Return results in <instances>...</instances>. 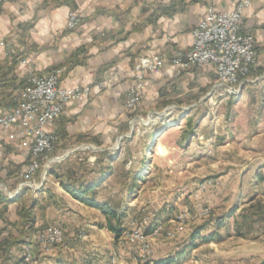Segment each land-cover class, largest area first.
Here are the masks:
<instances>
[{
  "label": "crops",
  "instance_id": "obj_1",
  "mask_svg": "<svg viewBox=\"0 0 264 264\" xmlns=\"http://www.w3.org/2000/svg\"><path fill=\"white\" fill-rule=\"evenodd\" d=\"M234 1L10 0L0 12V111L13 106V96L25 88L28 72L43 76L63 69V87H89V93L66 104L63 113L49 126V132L59 153L98 147L101 156L87 159L91 166L100 159L98 170L107 172L101 190L117 175L127 156V148L122 146L121 150L118 145L130 140L128 135L120 142L121 136L131 131L125 105L135 83L136 64L142 57H161L167 65L158 74L147 76L144 96L135 115L157 120L152 133H147L151 136L160 132L156 142L163 144V153L159 148L156 160H176L180 148L202 128L198 123L200 108L197 105L187 108L184 101L192 102L202 92L211 91L216 73L208 66L181 69L173 64V59L178 52L192 47V31L209 9L228 10ZM71 14L79 15L81 22L75 29L67 30L65 25ZM241 31L255 36L260 55L248 84H261L264 82V0H252L241 22ZM22 60L27 61L26 70L20 67ZM16 134L13 140L0 132V248L9 239L23 238L26 244L13 246L7 255L0 250V264H26L19 263L25 247L31 248L34 264H143L133 260L136 252L118 249L115 235L106 227L95 231L96 235L89 231L82 239L84 243L77 245L82 233L76 234L77 228L96 229L100 223L83 220L82 224L78 210L86 213L98 210L72 198L54 175H48L39 189L25 188L14 200L9 198L8 191L18 189L29 163L28 156L16 149V141L20 140ZM142 157V164L136 167L130 155L125 170L140 174L146 181L153 174L154 161L148 163V156ZM111 167L113 170L108 172ZM26 207L34 210L35 224L31 230L21 218L20 212ZM169 213L165 211L162 217L165 227L174 222ZM227 223L224 220V225ZM55 224L64 226L67 241L42 254L34 242L36 235L44 227ZM216 227L200 237L212 234ZM181 230L174 240L159 238L154 242L155 260L174 256L192 243L193 230ZM99 235L105 237L104 242L98 240ZM228 236L225 241L208 243L197 238V247L179 264H191L193 260L198 264H234V257L238 260L253 257V264H262L264 252L231 251L229 243L241 239Z\"/></svg>",
  "mask_w": 264,
  "mask_h": 264
},
{
  "label": "rangeland",
  "instance_id": "obj_2",
  "mask_svg": "<svg viewBox=\"0 0 264 264\" xmlns=\"http://www.w3.org/2000/svg\"><path fill=\"white\" fill-rule=\"evenodd\" d=\"M6 4L1 7L0 12ZM212 90L202 92V95L192 100V102L191 100L184 101L187 108L193 105L200 108L201 113L198 117V123L202 128L194 139L180 148L179 154L177 153L178 159L170 162L156 160L158 158L156 152H159V148L160 152L163 153L161 149L163 144L161 145V142L154 143L155 138L157 139L160 136V132L155 134L152 139L147 136V133H152L151 129L157 120H150L146 115L136 116L139 106L135 110L126 108L130 114L129 124L131 123L132 132L129 129L127 132L129 134L121 136L120 142L128 135L130 140L123 141V145H118V148L121 150L123 148L129 149L136 167H140L142 164L143 154L148 156V163L151 162V159L154 161L151 169L153 174L148 179L146 178L145 182L141 181L139 187L133 189L132 195L128 194V191L131 190L128 188L123 193L122 185L119 183L122 181L117 174L102 187L99 200L104 202L108 197H119L118 200L124 201L125 207L129 210V216L124 225L123 235L119 239L115 237L117 243L115 246L132 254L136 252L137 255L134 254L135 256H133L136 263L138 261V263L144 264L151 262L150 259L155 260L154 242H157V239L174 240L178 237L179 232H182L181 229L186 228L194 231L195 226L203 223H208L207 228L202 231L203 234L217 226L215 232L221 237L219 242L225 241L229 237L228 235L237 239L240 238L241 240L229 243L228 246L231 251L258 250L264 252V222L255 219L257 221L250 227L251 229L244 228L247 232L245 237L238 236L236 232V222L237 220L242 221L241 215L247 213L250 206L256 204V202H264V82L255 85L247 84L243 94L233 102L230 100L232 97L226 99L221 95H214L212 99ZM132 133L136 134L133 135ZM7 135L9 139L13 140L17 136L15 131L7 133ZM16 149L28 156L27 169L33 160V156L28 154L26 150L19 148L18 141H16ZM78 150L79 148H74L59 153L55 145L51 153L40 159L41 167L31 180L36 183V187L27 188L30 190L38 189V186L47 181L48 171L52 167L72 158ZM78 152H80V157L84 156V158L101 156L98 147L94 146L84 147ZM63 158V161H58ZM50 160L57 162L50 165L43 180V174L46 172L44 167ZM118 169L119 171L123 169L122 164ZM171 171L173 173H170ZM24 172L21 176L22 180H24ZM261 179L263 181H260ZM252 199H254V202ZM175 202L177 205H175ZM169 205L175 207L168 208ZM235 208L237 210L232 213ZM162 211V217L165 211L170 212V219H174V222H171L167 227L162 223L160 225L161 231L158 234H154V231L151 234L146 233V239L142 242L132 244L127 240L125 233L131 230L132 223L138 224L146 217L151 218V222H153ZM78 212L81 213L78 215L81 223L83 220H88L87 223L89 221L100 222L97 225L98 229H89L84 226L76 229V234L82 232L81 239L76 241L77 245H81L84 243L82 239L89 231L96 235L101 228L105 227L106 217L100 210L89 211L90 213H86L84 210H78ZM226 212H228L227 215ZM152 215L154 217H151ZM182 215L185 216L184 222L178 220V217ZM103 217L105 221H103ZM224 220H228L227 225H224ZM219 224H222V226L219 227ZM49 227L52 226L41 229L34 240L37 250L42 254H47V252H42L38 239H41ZM61 227L64 226L61 225ZM97 238L99 241L101 240L100 242L105 241V237L102 235ZM66 241L65 233L64 242ZM61 246L58 245L52 250ZM148 246L150 247L148 248ZM146 250H150V253ZM143 257H146V259ZM234 258V264L255 263L253 257H241L240 260L237 257ZM31 264H34V260ZM191 264H198V262L193 260Z\"/></svg>",
  "mask_w": 264,
  "mask_h": 264
},
{
  "label": "built area",
  "instance_id": "obj_3",
  "mask_svg": "<svg viewBox=\"0 0 264 264\" xmlns=\"http://www.w3.org/2000/svg\"><path fill=\"white\" fill-rule=\"evenodd\" d=\"M8 1L0 0V9ZM251 5L252 0H235L231 9L224 11L209 9L206 17L192 31V47L178 52L173 59V64L181 69L196 66L213 68L216 79L211 92L212 99L214 95H221L226 99L239 98L249 83V77L258 67L260 55L256 47V38L253 34L241 31V22ZM80 22L79 15L71 14L65 28L75 29ZM166 65V60L161 57H142L138 60L134 70L135 83L128 93L125 105L128 110L138 108L145 92L147 76L158 74ZM20 67L26 70L27 61L22 60ZM62 74V69L53 70L43 76L28 72L26 87L13 96L14 105L10 109L0 111V132H18L20 136L18 147L33 156L18 189L15 192L8 191L11 200H14L23 189L36 187V183L31 180L41 167L40 159L51 153L55 146L49 126L63 113L68 102L78 100L90 91L89 87H63ZM63 160L64 158L58 161ZM56 162L48 161L44 167L46 172L43 174V180L47 169ZM184 218L182 215L178 220L184 222ZM150 224L149 217L142 219L138 224L132 223L131 230L125 233V237L132 244L142 242L146 239ZM160 225L154 229V234L161 231ZM38 240L42 252L50 253L54 247L64 244L65 231L60 226H52ZM146 252L150 253V250ZM23 259L25 263L33 262L30 247H25Z\"/></svg>",
  "mask_w": 264,
  "mask_h": 264
},
{
  "label": "trees",
  "instance_id": "obj_4",
  "mask_svg": "<svg viewBox=\"0 0 264 264\" xmlns=\"http://www.w3.org/2000/svg\"><path fill=\"white\" fill-rule=\"evenodd\" d=\"M27 84V82H26ZM26 87V85H25ZM23 90V89H22ZM236 98L232 97L230 100L233 102ZM12 104L13 99H12ZM155 134L150 136V139ZM156 142V138L154 143ZM126 158L122 163V170H120L117 174L120 176L122 182H119L122 185V191L124 193L125 189H131L128 191V194H133V189L139 187V182H144L140 174L136 175L130 171L125 170V166L129 163L128 158L130 156L129 149H126ZM102 161L100 159L96 160L94 166H91L87 158H81L79 153L75 154V157L67 159L63 164L52 167L49 171V175H54L56 179L60 181V184L65 189V191L75 200L83 203L84 205L100 210L104 213L106 217L105 227L112 232L116 238H120L124 233V225L129 216V210L124 201L118 200L119 197H108L104 202L99 200L100 187L105 181L106 173L100 172L97 168V165L101 164ZM113 170L112 167L109 168L108 172ZM260 181H263L261 179ZM129 185H132L129 187ZM127 194V193H126ZM127 194V195H128ZM254 202V199H252ZM237 208L233 209L232 213H235ZM21 218L23 220L24 226H26L29 230L33 228L35 224V216L33 207H26L21 210ZM162 214L157 215V217L151 222L150 227L147 230V234L153 233L154 229L162 224ZM242 221L237 220L236 232L240 237H245L247 232L244 228L251 229L257 220L264 222V202L258 201L256 204L250 206V209L247 213H243L241 215ZM160 219H162L160 221ZM257 219V220H255ZM208 226V223H203L201 225H197L194 228L192 234V243L187 246L181 252H177L174 256L168 257L167 259H158L152 260L151 262H146L144 264H179L181 260H184L189 253L197 247L195 241L197 238L201 236L202 231H204ZM203 242L208 243L211 241H219L220 236L217 232H213L205 237H200ZM26 242L23 238L9 239L3 242V248H0L1 251H4L6 255L9 250L16 245H25ZM19 263H25L24 259H21ZM264 264V261L262 262Z\"/></svg>",
  "mask_w": 264,
  "mask_h": 264
}]
</instances>
